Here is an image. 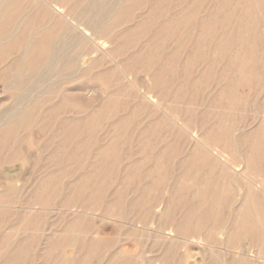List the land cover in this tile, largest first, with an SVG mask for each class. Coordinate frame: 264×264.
<instances>
[{
  "label": "bare ground",
  "instance_id": "obj_1",
  "mask_svg": "<svg viewBox=\"0 0 264 264\" xmlns=\"http://www.w3.org/2000/svg\"><path fill=\"white\" fill-rule=\"evenodd\" d=\"M168 1L0 0V88L2 92L8 94L5 97H0V250L6 249L5 253L0 254V264H17L24 261L23 250H25V245H29L30 242L24 245L22 237L20 239L12 238L14 232L12 236L11 232L17 231L18 223L12 222L10 218H12L11 216L16 217L18 214L16 212L14 214L13 211L12 214L11 210L9 211L11 207L7 204H14L16 198L30 204V196L34 197L33 203L41 204L44 210L53 209L54 205H57L61 209L64 208L65 211L72 208L78 211L77 213L73 211L74 216L65 224L62 223L64 226L61 227L59 238H57L58 236L56 238L47 236L45 241L41 239L49 251L55 247H61L59 253L48 252V255L42 259L55 264H82L83 262L85 264L88 259L86 257L94 258L98 249L109 250L108 254L103 252V257L99 255L105 260L104 264H132L133 261L130 262L131 259H128L131 255L123 254L120 249L115 250L116 239L112 238L114 236L102 235L103 230L101 231L99 226L93 225L92 215L99 209L103 217L111 216L120 220L121 223L131 225L125 232L130 234L129 237L131 234L134 236L137 233L147 236V238L152 237L161 250V254L154 258L163 264H184L188 257L186 250L190 248L187 247V243L192 240L207 246V251L201 253L199 264H231L232 262L230 263L226 254H224L226 257L222 256L217 248L221 247L222 250H226L232 244H239V241L244 237L259 241L260 251L263 254L264 201L257 198L256 195L255 198H252L256 193H252L250 182L246 188V197L241 196L243 200L238 208L230 210V198L232 197L230 196V180H234L232 177L230 179V158L224 153L227 150L233 153L244 146L247 153L244 156L248 163V169L249 166L262 164L264 159V118L261 121L258 120L259 125L257 124L256 129L251 128L249 131L241 129L239 134H235L233 133L237 128L235 125L229 123V125H225L226 122L221 120L213 122L215 119L212 121L213 124L204 118L199 121V118H196L197 114H200L199 112L192 111L193 118L196 121L198 119L200 124L198 127L193 125L192 118L188 121L183 120L182 124L180 122L177 124L175 119L168 123L164 115L157 116L154 114L155 110L152 111L153 109H150L149 115L144 119H139L138 114L143 111L145 113V103L150 98L148 94L155 90L153 88L163 76V74L160 75V78L158 76L163 69L161 64L157 63L160 68L156 67L158 71L152 72L155 62L153 57L158 53H156L158 48H156V44L154 45V41L163 33L167 36L165 31L171 30L173 33L172 30L176 26L178 30L179 25L184 26L183 34L188 39L191 37L189 36L191 33L189 27L193 26L199 30L192 42L193 50L199 51L200 57L203 55L200 52L203 45H209V49H213L216 53L228 49V41L232 46L234 42H245L241 52L235 55L224 54V58L226 55L228 69L241 70L253 76V82L244 86L252 90L257 85V88L253 90L252 102L254 105L257 102V107L264 109V83L259 84L261 74H264V51H261V48L259 56L255 57L258 48L254 44L258 39L261 41V45H264V29H256L258 19L254 16L256 11L264 12V3L262 0H239L242 7L237 21L238 23L246 21L247 24L238 26L237 31L235 29V35L223 34L218 37L212 27L215 21L212 20L218 18L219 13L210 12L204 17H201L200 14V17L193 16L192 11L194 10L191 8L195 6L196 1L192 0L189 8H182L174 16L169 17L167 15L169 11L164 14V10L168 7ZM181 1L178 0L175 6H178ZM227 1L218 0L216 11L223 10ZM199 6L201 5L199 4ZM139 9H142L143 14L135 16L134 11H139ZM232 11L234 12V9ZM155 24H158L159 28H154ZM243 33L245 36L242 35ZM139 36H147L151 46H147V48L145 46L141 51L137 50L134 44L136 43L135 39ZM154 37L158 38L153 40ZM163 38L166 43V37L163 36ZM158 42L161 43V41ZM172 50L177 51L178 49L172 48ZM107 59L114 66L101 69L94 77L97 80L101 79L102 82L103 80L112 81V84L108 86L111 88L97 105H93L92 92L94 90L89 86L90 82L85 85L86 81L83 83V80L93 68L102 65L105 61L108 63ZM159 59L161 60L160 57ZM204 63L206 64L205 61ZM119 64H122L123 68L120 69ZM139 64H141L140 67ZM180 64L179 66H182ZM171 71L170 69L169 73L173 75L174 72ZM141 72L149 73L154 85L148 83L147 87L145 81L144 89L146 90L141 91L143 94L139 93L142 94V97L138 98L132 106L131 114L117 115L118 113L114 112L116 109L128 106L124 101L118 100L120 99L118 95L121 96L122 91L125 93L124 79H128L127 84L129 85L139 83L142 78L140 79L138 75ZM208 74L207 76L210 77V73ZM80 79L82 84L74 87V82ZM174 79L177 80V76ZM72 83L73 87H68ZM201 84L204 83L200 82ZM163 85L165 84L163 83ZM138 87L140 86L138 85ZM155 88L157 89V87ZM228 89L230 91V83ZM158 95L156 98L159 99L156 101L160 103ZM213 95H217V93ZM183 96L185 97V95ZM131 97L135 98L132 93ZM170 97H174V95ZM235 100L229 101V105L237 103ZM159 103L156 104V107L160 105ZM168 103L167 105H169ZM149 105L153 106L151 103ZM238 105L240 104L238 103ZM150 106H147L148 110ZM67 107L69 108L67 109ZM231 108L232 106L229 109ZM159 109L161 110V108ZM208 110L210 109L207 108L205 111L209 112ZM223 115H227V113H223ZM242 115L244 116V114ZM173 116H176L174 111ZM101 118L110 120V124L113 125V131L110 132L111 134L109 133L110 136H107L109 139L105 143H100L103 139L101 136L92 134L98 128ZM240 121L242 120L240 119ZM130 125L132 131L128 134L124 133L122 130ZM232 125L236 127L235 131ZM163 127H166L167 132L165 129L163 130L166 133H161ZM98 131L99 129L97 134ZM46 134L47 139L40 138V135ZM57 138L59 139L57 140ZM132 141L136 142L135 146ZM131 143H133V147ZM125 146H128L126 152H124ZM122 148L123 155H121ZM25 170H27V174L24 173ZM63 178L72 179L70 185L75 187L76 191L71 193L72 195H66L65 198L64 196L55 198L62 196L57 190V181ZM115 180L118 181L117 187L108 192ZM93 181H98V183L90 185ZM261 181L263 180L261 179ZM234 184L236 185V183ZM244 187L242 186V188ZM128 188H132L130 196L127 193ZM86 189L90 191L84 193ZM93 189H97L98 192H91ZM28 191L30 192L27 195ZM20 204L19 206H21ZM57 206L55 207L57 208ZM45 214L29 215L31 219L28 225L33 224V226L30 225L33 227V231L34 225L37 226L39 219L40 224L42 223L41 217H44ZM21 216L19 217L21 218ZM22 223L26 222L22 221ZM118 227H116V231ZM16 234L18 233L16 232ZM40 234L44 235V233ZM137 240L139 241V239ZM131 241L134 242L133 237ZM67 248L73 251L66 252ZM180 249L185 250L183 254L179 252ZM123 252L125 253V251ZM100 257L99 259H101ZM94 261L96 262V260ZM236 264L248 263L243 258Z\"/></svg>",
  "mask_w": 264,
  "mask_h": 264
},
{
  "label": "rangeland",
  "instance_id": "obj_2",
  "mask_svg": "<svg viewBox=\"0 0 264 264\" xmlns=\"http://www.w3.org/2000/svg\"><path fill=\"white\" fill-rule=\"evenodd\" d=\"M178 0H169L168 1V7L164 10V14H167V11H169L168 12V16L169 17H171V16H174V14L176 13V12H178L179 10H181L182 8H189V6H191V4H192V0H182L180 3H179V5L178 6H175L176 5V2H177ZM187 1V2H186ZM196 1V4H195V6L194 7H192L191 9L192 10H194V11H192V10H190V11H192V15L193 16H198V17H200L199 16V14L201 15V17H204V16H206V14H208V13H210V12H213V13H219L218 15H219V17L218 18H216V19H213L212 21H215V24L212 26L214 29H215V31H214V29H213V31L215 32V34L217 33V35H218V37H220L221 35H223V34H231V35H235V33H236V31H237V28H238V26H242V24H243V26L244 25H246L247 23H246V21H240L239 23H238V21H237V16L239 15V13L241 12V7H242V3H240L239 2V0H228L227 1V3H226V5L224 6V8H223V10H219L218 12L216 11V4L218 3V0H195ZM210 1V3H208ZM263 1V3H264V0H262ZM171 2H172V4H171ZM175 2V3H174ZM203 2H204V4H203ZM174 3V4H173ZM185 3H187V4H185ZM199 4L201 5V6H199ZM230 4V5H229ZM171 5V9L169 8V6ZM182 5V6H181ZM210 5V6H209ZM187 6V7H186ZM208 6V7H207ZM226 6H227V8H226ZM229 6V7H228ZM200 8V9H199ZM199 9V10H198ZM232 9H234V12L232 11ZM236 9H237V11H236ZM142 9H139V11L138 10H135L134 11V15L136 16V15H138L139 16V14H143V11H141ZM175 10V11H174ZM138 12H140V13H138ZM197 12V13H196ZM231 12V13H230ZM170 13V14H169ZM196 13V14H195ZM229 14V15H228ZM191 15V16H192ZM225 16V17H224ZM254 16L258 19V21H257V23H256V29H264V27H263V25H264V12H261V11H256L255 12V14H254ZM227 17V18H226ZM261 17V18H260ZM226 18V19H225ZM263 18V19H262ZM262 19V20H261ZM136 20H138V19H136ZM225 20V21H224ZM263 21V22H262ZM158 24H155L154 25V28H159V25L157 26ZM217 28H216V27ZM175 29H173L172 31H174L173 33L171 32V30L170 31H165V33H167V36L166 35H164V33L161 31V34L163 35V36H165L166 37V43H165V38H163V36L162 35H160V36H158V37H154L153 38V40H156L157 38L159 39H157L156 41H154V45L156 46V48H160V50L158 51V49L156 50V53H157V55H155V57H153V60H155V62L153 63L154 65H153V68H152V72H157L158 70H157V68L159 69L160 68V66L164 69V71H163V69L160 71V74L158 75L159 76V78L161 77L160 75L161 74H163V76H162V78H160V82H158V83H156V86L155 87H157V89L154 87L153 89H155V90H152L149 94H148V96L151 98H149V101L148 100H146V103H145V107H144V110H145V113H144V111L143 112H141L140 114H138V118L140 119H144V118H146V116H148L149 115V111H150V109H153L152 111H154L155 113L154 114H156L157 116L159 115H164V118H165V120H167L168 121V123L170 122V120H177V124H182L183 123V120H185V121H188V119H190V118H192V121H193V125L194 126H196V127H198L200 124H199V122H198V119H197V121H196V119L195 118H193V116H192V114H193V112L195 113V112H199L200 114H197L198 116L196 117V118H199V121L202 119V118H204V119H206V120H209L210 121V124L212 123V121H213V119H215L213 122H216L217 120H221L222 122H226L225 123V125H231V124H233V125H235V126H233V130L235 131V129L234 128H236V131L235 132H233V133H235V134H239V132L241 131V129H245V131H249V130H251V128L252 129H256L257 127L256 126H258L259 124H258V122L259 121H261L264 117L262 116V114L264 113V111L262 112V107L261 108H258L257 107V105L256 104H258L257 102H255L256 104L254 105L253 104V102H252V99L254 98V92H253V90H255L256 88H257V85H255L254 86V88H252V90H249L248 88H246L244 85L245 84H248V83H250V82H253V76L252 75H250V74H248L247 72H243V71H241V70H235V69H228L227 68V58H226V55H228V54H230V55H235V54H237V53H239V52H241V50H242V45L245 43H243L242 41L241 42H234L233 43V46L232 45H230V42L228 41V46H227V48L228 49H225L224 50V52H222V51H218V52H214V50L212 49H209L210 48V46L209 45H203V46H201V48H200V52L203 54L201 57L199 56V51L198 52H196V51H194L193 49H194V45H193V38L194 37H196V35H198V33H199V30L198 29H196L195 27H189L191 30H190V35L189 36H191L189 39H190V41H189V39L186 37V35H184L183 34V30H184V26H182V25H179V27H178V30H177V26L176 27H174ZM183 28V29H182ZM182 29V30H181ZM235 29H236V31H235ZM181 30V31H180ZM198 30V31H197ZM216 30H217V32H216ZM234 32H232V31ZM169 32H171V33H169ZM180 32V33H179ZM197 32V33H196ZM170 35H171V38H170ZM175 35V36H174ZM176 35H177V37L179 38H177L176 39ZM184 35V36H183ZM195 35V36H194ZM243 36H245V34L243 33L242 34ZM174 38H173V37ZM188 36V35H187ZM188 36V37H189ZM140 37V38H139ZM139 37H137V39H135V41H136V43L134 44L135 45V48L137 49V50H142V49H144V47L145 48H147V46H151V43H150V41H148V37L147 36H139ZM169 37V38H168ZM163 40H162V39ZM244 38H246V37H244ZM168 39H170V40H168ZM173 39L175 40L174 42H172L173 41ZM185 39H187L188 41H189V43H188V41H186ZM192 39V40H191ZM152 40V41H153ZM172 40V41H171ZM143 41V42H142ZM149 42V43H147V42ZM158 41H161V43L160 42H158ZM255 41H257V42H255L254 44H256V48H258V50H257V52L255 53V57L257 56H259V54H260V49H261V51H264V45H261V41L260 40H258V39H256ZM143 44H142V43ZM156 42V43H155ZM158 42V43H157ZM177 42H178V44H177ZM259 42H260V44H259ZM161 45H160V44ZM180 43V44H179ZM184 43H186V44H184ZM190 43H192L191 45H190ZM236 43V44H235ZM143 46H142V45ZM145 44V45H144ZM158 44V45H157ZM165 44V45H164ZM167 45V46H166ZM173 45V46H172ZM177 45V46H176ZM159 46H161V47H159ZM164 46L166 47L165 49H164ZM184 46V47H183ZM185 46H187V47H185ZM261 46V47H260ZM178 47V48H177ZM189 47H190V49H189ZM260 47V48H259ZM172 48L174 49L175 48V50L176 49H178L177 51H174V50H172ZM180 48V49H179ZM185 48V49H184ZM192 48V49H191ZM162 49H163V51H162ZM181 49H182V51H181ZM189 49V50H188ZM166 50V51H165ZM172 50V51H171ZM209 50V51H208ZM232 50V51H231ZM181 51V52H180ZM185 51V52H184ZM231 51V52H230ZM166 52V53H165ZM168 52H169V54H168ZM187 52V53H186ZM198 53V54H195V53ZM209 52V53H208ZM180 53V55H178V54ZM211 53V54H210ZM213 53H215L214 55H213ZM159 54H160V56H159ZM192 54V55H191ZM223 54V55H222ZM224 54H226L225 55V58H224ZM170 57H169V56ZM191 55V56H190ZM221 55V56H220ZM12 56H13V54H12ZM165 56H168V57H165ZM173 56V57H172ZM178 56H180V57H178ZM194 56H196V57H194ZM199 56V57H198ZM206 56V57H205ZM210 56V57H209ZM159 57L161 58V60L159 59ZM191 57H193V58H191ZM209 57V58H208ZM164 58V59H163ZM169 58H170V60H169ZM173 58V59H172ZM185 58V59H184ZM188 58V59H187ZM196 58V59H195ZM209 60H207V59ZM217 58V59H216ZM157 59H159V60H157ZM163 59V60H162ZM176 59V60H175ZM206 59V60H205ZM225 59H226V61H225ZM108 60V63H106V61H105V63H103V64H105L104 66H103V64L102 65H100V66H97L94 70L92 69V71H90V73H89V75L88 76H86V78L83 80V83L85 82V85L87 84H89V82H90V85L89 86H91L92 88V90H94L92 93H93V95H92V97L94 98V100H93V105H97L98 104V102H100V100L101 99H103L104 98V96H106V94H108L109 93V91H110V88L111 87H108V86H110L111 84H112V81L110 82V81H104L103 80V82H102V80L101 79H98L97 80V78H95L94 77V75L97 73V72H99L101 69H103V68H108V67H110V66H114V64L112 63V64H110V62H109V59H107ZM118 60H119V58H118ZM183 60H186V61H183ZM193 60V61H192ZM158 61V62H157ZM204 61L206 62V64L204 63ZM87 62H89V60L87 59ZM164 62V63H163ZM168 62V64H166ZM180 62H181V64H180ZM194 62H196V63H194ZM208 62V63H207ZM215 62V63H214ZM224 62V63H223ZM264 62V61H263ZM157 63H158V65H160L159 67H158V65H157ZM169 64H172V65H169ZM179 64L180 65H182V66H179ZM186 64H188V65H186ZM167 65H168V67H167ZM223 65H224V67H223ZM119 68L121 69V68H123L122 66V64L120 65L119 64ZM139 67L141 66V64H139L138 65ZM178 66V67H177ZM157 67V68H156ZM170 67V68H169ZM173 67H174V69H173ZM202 67V68H201ZM165 69H167V70H165ZM170 69L172 70L171 72L173 73L174 72V74L173 75H171V73H169L170 72ZM178 69V70H177ZM184 69V70H183ZM191 69H193V70H191ZM119 70V69H118ZM154 70V71H153ZM177 70V71H176ZM182 70L184 71L183 73H182ZM200 71V72H199ZM237 71V72H236ZM163 72V73H162ZM165 72V73H164ZM181 72V73H180ZM142 73V74H141ZM141 73H139V75H138V77L141 79L140 81H143V82H140L139 81V83H133V84H131V85H129V84H127L128 82V79L126 78V79H124V84L125 85H123V83H122V85H123V88L126 90H124V92L125 93H123V91H122V95L120 96V95H118V98H120V99H118V100H120L121 102L122 101H124L126 104L125 105H127L128 104V106H125V107H127L126 109H127V111L125 110V107H122V108H119V109H116L114 112L115 113H118L117 115H122V114H131V108H132V106L134 105V103H136V100L138 99V98H140V97H142V92H144V90H146V89H144L145 88V85H144V82L146 83V86L148 87V83H150V84H152L154 81H152V79H151V76H150V74L148 73V74H145V72H141ZM168 73H169V76H168ZM208 73H210V77H208L207 75H209ZM264 73V72H263ZM119 74V71H118V73H117V75ZM178 74V75H177ZM116 75V76H117ZM144 75H145V77H144ZM179 75H180V77H179ZM191 75V76H190ZM171 76H172V78H171ZM175 76V77H174ZM176 76H177V80L176 79H174V78H176ZM185 76V78L183 79V77ZM190 76V77H189ZM199 76V77H198ZM118 77V76H117ZM149 77V78H148ZM166 77V78H165ZM168 77V78H167ZM192 77H193V79H192ZM146 78V79H145ZM211 78V79H210ZM91 79V80H90ZM94 79V80H93ZM96 79V80H95ZM114 79H115V77H114ZM151 79V80H150ZM202 79V80H201ZM261 80H260V83L259 84H262V83H264L263 81H264V74H261V78H260ZM89 80V81H88ZM150 80V81H149ZM187 82H185V81ZM205 80V81H204ZM225 80V81H224ZM80 81V82H79ZM167 81V82H166ZM181 81V82H180ZM192 81V82H191ZM110 82V83H109ZM174 83L173 85L171 84V83ZM175 82H176V84H175ZM190 82V83H189ZM194 82V83H193ZM200 82L201 83H204V84H201L200 85ZM218 82H219V84H218ZM225 82V83H224ZM93 83V84H92ZM108 85H107V84ZM163 83L165 84V85H163ZM178 83V84H177ZM185 83H186V87H185ZM229 83H230V91H229ZM82 84V81H81V79L80 80H77L76 82H74V87H78V86H80ZM103 84H104V86H103ZM106 84V85H105ZM110 84V85H109ZM158 84V85H157ZM191 84V85H190ZM76 85V86H75ZM138 85L140 86V87H138ZM142 85V86H141ZM152 85H154V83L152 84ZM190 85V86H189ZM218 85V86H217ZM222 85V86H221ZM134 86V87H133ZM189 86V87H188ZM194 86V88H192ZM206 86V87H205ZM0 87H1V84H0ZM67 87V86H66ZM68 87H73V83L72 84H70ZM102 87V88H101ZM133 87V88H132ZM139 89H138V88ZM161 87V88H160ZM170 89H169V88ZM175 87V88H174ZM205 87V88H204ZM105 88H108V89H105ZM132 88V89H131ZM190 88V89H189ZM192 88V89H191ZM246 88V89H245ZM169 89V90H168ZM186 89V90H185ZM104 90H106V91H104ZM135 90H137V91H135ZM140 90V91H139ZM157 90V91H156ZM213 90V91H212ZM240 90V91H239ZM142 91V92H141ZM156 91V92H155ZM209 91V92H208ZM224 91V92H223ZM251 91V92H250ZM103 92V93H102ZM135 92V93H134ZM138 92V93H137ZM142 93V94H139V93ZM155 92V93H154ZM165 92V93H164ZM171 92H173V93H171ZM180 92V93H179ZM222 92V93H221ZM84 93V92H83ZM105 93V95H103ZM131 93H132V96L133 97H135V98H132L131 97ZM137 93V94H136ZM168 93V94H167ZM185 93V94H184ZM215 93H217V95H213V94H215ZM221 93V94H220ZM224 93V94H223ZM229 93H230V100H229ZM153 94V95H152ZM158 94H160V95H158ZM165 94H167V95H165ZM173 96L174 95V97H170L171 95ZM233 94V95H232ZM8 94L7 93H4V92H2V89L0 88V97H5V96H7ZM157 95H158V97H160V103H159V101H156V100H158L159 98H156L157 97ZM165 95V96H164ZM183 95H185V97L183 96ZM190 95V96H189ZM220 95V96H219ZM238 95V96H237ZM246 95V96H245ZM120 96V97H119ZM136 96H139V97H136ZM152 96V97H151ZM162 96V97H161ZM167 96V97H166ZM240 96V97H239ZM188 97H190V98H188ZM207 97V98H206ZM218 97V98H217ZM226 97H228V98H226ZM87 98V97H86ZM89 98H90V96H89ZM162 98V99H161ZM166 98V99H165ZM169 98H171V99H169ZM173 98V99H172ZM183 98V99H182ZM185 98V99H184ZM212 98H213V100H212ZM240 100H239V99ZM121 99H123V100H121ZM124 99H127V100H124ZM163 99H165V100H163ZM169 99V100H168ZM175 99H176V101H175ZM205 101H204V100ZM211 99V100H210ZM228 99V100H227ZM232 99H236L235 100V102H237V103H235V104H230L229 105V101H231ZM261 99V98H260ZM151 100V101H150ZM163 100V101H162ZM172 101V102H169V101ZM191 100V101H190ZM208 100H210V101H207ZM239 100V101H238ZM174 101V102H173ZM132 102H133V104H132ZM148 102V103H147ZM154 102V103H153ZM161 102H162V104H161ZM169 102V103H168ZM205 102V103H204ZM212 102V103H211ZM151 103V105H153V106H150L149 104ZM157 103H159L160 105L158 106V107H156L157 105ZM167 103L169 104V105H167ZM188 103V104H187ZM238 103L240 104V105H238ZM155 104V105H154ZM185 104V105H184ZM228 104V105H227ZM237 104V105H236ZM147 106H150L149 107V110L147 109L148 107ZM165 106H167V107H165ZM183 106V107H182ZM208 106V107H207ZM232 106V108L231 109H229L230 107ZM234 106V107H233ZM237 106V107H236ZM165 107V108H164ZM173 107V108H172ZM209 108L210 110H208L209 112H207V111H205V110H207V108ZM216 107V108H215ZM236 107V108H235ZM69 107H67V109H68ZM124 108V109H123ZM154 108H156V109H154ZM159 108H161V110L159 109ZM162 108H163V110H162ZM167 108V109H166ZM170 108V109H169ZM182 108H185V109H182ZM122 109V110H121ZM173 109H175V110H173ZM121 110V111H120ZM124 110V111H123ZM128 110H129V112H128ZM183 110V111H182ZM230 110V111H229ZM264 110V109H263ZM163 111V112H162ZM170 111V112H169ZM173 111H174V115H176V116H173ZM193 111V112H192ZM222 111V112H221ZM147 112V113H146ZM157 112V113H156ZM179 112V113H178ZM220 112L222 113L221 115H220ZM114 113V114H115ZM144 113V114H143ZM176 113V114H175ZM223 113H227V115H223ZM260 113H262V114H260ZM211 114V115H210ZM232 114V115H231ZM241 114V115H240ZM242 114H244V116L242 115ZM144 115V116H143ZM178 115H179V117H178ZM264 115V114H263ZM141 116V117H140ZM209 116V117H208ZM220 116V117H219ZM242 116V117H241ZM260 116H262V117H260ZM211 117H212V119H211ZM228 117H229V120H228ZM239 117H240V119L242 120V121H240V119H239ZM169 118V119H168ZM178 118V119H177ZM230 118H233L232 120L230 119ZM260 118V119H259ZM105 120H106V118L104 119H102L101 118V120H100V122H99V126H98V128L95 130V131H93L92 132V134H96V136H101V138H103L104 139V137L103 136H105L106 138L103 140L102 139V142H100V143H105V142H107V140L109 139V137L107 138V136H110V134L112 133V124H110L111 122H109L110 120H106V123H105ZM182 120V121H181ZM234 120V121H233ZM244 120V121H243ZM259 120V121H258ZM104 121V122H103ZM166 121V122H167ZM233 123H232V122ZM102 122H103V124H102ZM109 122V123H108ZM178 122H180V123H178ZM231 122V123H230ZM108 123V124H107ZM229 123V124H228ZM213 124V123H212ZM258 124V125H257ZM100 125H102L101 127H100ZM104 125V126H103ZM192 125V124H191ZM107 126V127H106ZM110 128H109V127ZM243 126V128H241ZM103 127V128H102ZM109 130H108V129ZM128 128V129H127ZM161 128H162V126H161ZM99 129V131H98V134H97V130ZM166 130V127H163V129H162V132H161V130H160V132L161 133H166L167 132V130H166V132L165 131H163V130ZM104 130V132H102ZM107 132H106V131ZM122 131H124V133L126 132V134H128L130 131H132V128H131V125L130 126H126V128L125 129H123ZM111 132V133H110ZM110 133V134H109ZM104 134V135H103ZM43 136V137H42ZM37 137H39V135H37ZM47 137V134L46 135H40V138L41 139H45ZM47 139V138H46ZM59 138H57V140H58ZM56 140V141H57ZM225 141V140H224ZM133 143H135V144H133V143H131V146H132V144L135 146L136 145V142H134V141H132ZM222 144H223V140H222V142H221ZM126 147V146H125ZM124 147V152H126V150H127V148H128V146L125 148ZM133 147V146H132ZM231 149V148H230ZM123 151V148L121 149V155H123V153L124 152H122ZM246 150H245V147L244 146H242L240 149H237V150H235V152H233V153H230L228 150H227V152H225L224 154L228 157V158H230V179H231V177L233 178V180L234 181H232V180H230L231 182H230V196H232L231 198H230V210H236V208H238V206L241 204V201L243 200V198H245L246 197V188H247V185H248V183H250L251 182V184H252V186H251V184H249L251 187V189H252V193H256V194H254L253 195V197L252 198H255L256 196H257V198H260V199H262L263 201H264V169H263V167H264V159H263V162H262V164L261 163H259V164H256L255 166H249V169H248V163H247V161H246V157L244 156V154L246 153L245 152ZM119 153H120V151H118ZM235 153H237V154H235ZM234 156H233V155ZM245 155H247V153L245 154ZM247 163V164H246ZM246 165H247V167H246ZM258 165H259V167H258ZM236 166V167H235ZM251 168H253V169H251ZM260 170H259V169ZM249 170H251L252 171V173H251V171H249ZM255 174H254V173ZM24 173L25 174H27V170H25L24 171ZM233 173V175H231ZM249 173V174H248ZM253 174V175H252ZM260 175V176H259ZM246 178V179H245ZM261 179L263 180V181H261ZM249 180V181H248ZM70 181H72V179H70V178H63L62 180H58L57 182H58V191L60 192V195H62V196H59V197H55V198H63V196H64V198H65V196L66 195H72L71 193H73L74 191H76V189H75V187H72L70 184L72 183H70ZM116 181V182H115ZM114 182H113V184H112V186H111V188L108 190V192H110L112 189L114 190L116 187H117V184H118V181L117 180H115ZM238 181H240V182H238ZM94 182V181H93ZM93 182H91V184L90 185H95V183L97 184L98 183V181H95L94 183ZM140 183H142V182H140ZM234 183H236V185L234 184ZM116 184V185H115ZM73 185V184H72ZM232 185V186H231ZM237 185H238V188H237ZM70 186V187H69ZM242 186H245L244 188H242ZM232 187H233V189H232ZM253 187V188H252ZM85 190V189H84ZM232 190H234V191H232ZM90 190L89 189H86V191L84 192V193H87V192H89ZM98 192V190L97 189H93L91 192ZM254 191V192H253ZM29 192L30 191H28V193H27V195L29 194ZM93 192V193H94ZM65 193V194H64ZM68 193V194H67ZM128 195L130 196V195H132V188H128ZM154 193V191L152 192V194ZM31 194V193H30ZM231 194H233V195H231ZM256 195V196H255ZM30 196V195H29ZM241 196H243V198L241 197ZM255 196V197H254ZM240 197V198H239ZM33 198V199H32ZM19 198H16V202H14V204L13 203H11V204H7L8 206H10L11 208L9 209V211L11 210V212L13 211L14 212V214H15V212L18 214L16 217L15 216H11L12 218H10V220L12 221V222H16V223H18V225H17V233L18 234H16V232H15V230L14 231H12L10 234H11V236L13 235V232H14V235H16V236H12V238H18V239H20L21 237L23 238L22 240H23V242H24V245L25 244H28L29 242L31 243H29V245L31 246V248H30V246L29 245H25V250H23V252H24V254H25V258H24V261L22 260V261H20V262H18L17 264H21V263H23V264H55L54 262H52V261H49V260H42V259H44L43 257L44 256H46V255H48V252L49 253H53V254H57V253H59L60 252V249H61V247H55V248H53V249H51V251H49L48 250V248L44 245V243H43V241H45L46 239H45V237L47 238V236L48 237H51V236H55L54 238H56V236H58L57 238H59L60 236H61V233H60V231H62V229H61V227L62 226H64V224L66 223V221L68 222V220L69 219H71L74 215V212L75 213H77L78 211L76 210V209H71V210H69V211H65L64 210V208H60V207H58L57 205H54V207H53V209L55 210H53V209H47V210H44L43 208H42V205L41 204H39V203H36L35 204V202L33 203V201H34V197H32V196H30V204H32V205H30L29 203H26V202H24L23 200H18ZM57 200V199H56ZM238 200V201H237ZM23 204H22V203ZM55 202H59V201H55ZM21 203V204H20ZM26 203V204H25ZM60 203V202H59ZM19 204L21 205V206H19ZM27 205H30V206H28L27 207ZM13 206V207H12ZM15 206V207H14ZM19 206V207H18ZM55 206H57V208L55 207ZM12 208H14L13 210H12ZM58 209V210H57ZM64 210V211H60V210ZM49 210V212H47ZM52 210V211H51ZM74 211V212H73ZM13 212H12V214H13ZM29 212V213H28ZM32 212V213H31ZM65 212V214H63ZM26 215L27 213V218L25 217V215ZM34 214V213H42V214H44V213H46L45 215H44V217L42 218L41 217V221H42V223L40 224V219L38 220V224H37V226H38V228H37V226L36 225H34V227H35V229H34V231H33V227H30V225L31 226H33V224H29L28 225V223L30 222V217H29V215H31V214ZM49 213V214H48ZM20 214V215H19ZM24 216H23V215ZM66 214H68V215H66ZM22 215V216H21ZM47 215V216H46ZM65 215L67 216L66 218H65ZM19 216H21V218L19 217ZM71 216V217H70ZM22 217H24L23 218V220H22ZM96 217V218H95ZM104 218V219H103ZM8 220H9V217L7 218ZM18 219H20L19 221H18ZM47 219V220H46ZM64 219H67V220H64ZM92 223H93V225L94 226H99L101 229V231L103 232V234L102 235H104V236H107V237H112V235L114 236V237H112V238H114V239H116V244H115V246H114V248H115V250L116 249H120L121 251H122V253L123 254H129V255H131V256H129L128 254V256H129V258L128 259H131V261L130 262H132V264L134 263V264H163L161 261H158L157 259H155V258H157L158 256H159V254H161V250H160V248H159V245L157 244V242H155V240H152V237H148L147 238V236H142V235H140L139 233H137V234H134V236H133V234H131V237H129L128 235H130V234H126L125 232L127 231V229H129L130 228V226L131 225H129L128 223H124V222H122L121 223V221L120 220H118V219H114V217L112 218L111 216L110 217H103L102 216V213L100 212V209L99 210H97V211H95V214H93L92 215ZM103 219V220H102ZM109 219V220H108ZM23 222H26L25 224H26V226H24L25 224L24 223H22V221ZM63 220V221H62ZM50 221V223H51V221H53V223H49L48 224V222ZM120 221V222H119ZM44 222V223H43ZM59 224L58 225V227H57V225L55 226L54 224ZM62 223H64L63 225H62ZM95 223H96V225H95ZM46 224V225H45ZM98 224V225H97ZM116 224H118V225H116ZM120 224V225H119ZM122 224H123V226H122ZM230 224H231V221H230ZM103 225V226H102ZM125 225V226H124ZM29 226V227H28ZM55 226V227H54ZM120 228H119V227ZM122 226V227H121ZM22 227V228H21ZM44 227H46V228H44ZM49 227V228H48ZM116 227H118L117 229V231H116ZM20 228V230H18ZM37 228V229H36ZM42 230H41V229ZM125 228V229H124ZM22 229V230H21ZM106 231H105V230ZM112 229H114V230H112ZM29 230V231H28ZM31 230V231H30ZM39 230V231H38ZM140 231H141V229H139ZM138 230V231H139ZM26 231V232H25ZM28 231V232H27ZM36 231V232H35ZM59 231V232H58ZM116 231V232H115ZM119 231V232H118ZM105 232V233H104ZM114 232V234H112V233ZM35 233H36V235H35ZM40 233H44V235L43 234H40ZM49 233V234H48ZM40 236H39V235ZM47 234V235H46ZM100 234V235H101ZM111 234V235H110ZM116 234H118V235H116ZM126 236H125V235ZM32 236L31 238H29L30 236ZM43 235V236H42ZM118 236V237H116V236ZM140 235V236H139ZM28 236V237H27ZM37 236H39L40 237V239H39V237H37ZM122 236V237H121ZM25 237V238H24ZM42 237V238H41ZM116 237V238H115ZM126 237H129V238H126ZM132 237H133V239H134V242L133 241H131L132 240ZM140 237H141V240H140ZM142 237H144V238H142ZM32 238H34V239H32ZM125 238V239H124ZM139 239V241L137 240V239ZM147 238V239H146ZM28 239V240H27ZM43 241H42V240ZM126 240V241H124V240ZM137 240V241H136ZM146 242H145V241ZM252 239L250 238V237H244V238H242L241 239V241H239L240 243L238 244H234L235 245V247H234V245L232 244V246L230 245V248H228V249H224V250H222V248L221 247H218L217 248V251L223 256L224 254H226V256H227V258L228 259H230V263L231 264H236V262H238L239 260H243V258H244V260H247V263L248 264H264V252H263V254L261 253V251H260V242L259 241H257L256 242V240H252ZM34 241H36V242H34ZM153 241H154V243H153ZM42 244H41V243ZM129 242V243H128ZM253 242V243H252ZM36 243V244H35ZM40 243V244H39ZM254 243H257V244H254ZM145 244V245H144ZM156 244V245H155ZM189 244V245H188ZM190 244H192V245H190ZM260 244V245H259ZM237 245V246H236ZM33 246H35V247H33ZM150 246H151V249H149L150 248ZM153 246V247H152ZM155 246V247H154ZM206 245H204V244H202L201 242H194V240H192V241H189L188 243H187V247H190V248H187V250H186V252L188 253V257H192L191 259L190 258H186V260H187V262H186V260L184 261V264H199L200 263V259H201V253H203L204 251H207V246L205 247ZM33 247V248H32ZM121 247V248H120ZM123 247V248H122ZM158 247V249H156ZM60 248V249H59ZM143 248H145V249H143ZM221 248V249H220ZM102 249V248H101ZM113 249V248H112ZM126 249V250H125ZM203 249V250H202ZM259 249V250H258ZM30 250V251H29ZM114 250V249H113ZM71 251H73L72 249H66V252H71ZM76 251V250H75ZM123 251H125V253L123 252ZM127 251V252H126ZM185 250L184 249H180L179 250V252L181 253V254H183V252H184ZM224 251V252H223ZM6 252V249H2V250H0V254H3V253H5ZM55 252H57V253H55ZM91 252V251H90ZM103 252H105L106 254H108L109 253V250L108 251H105V250H99L98 249V252H97V254H95V256H93L94 258H91V256H89V257H86V259H87V262H88V264H104L105 263V260H103V258H101V257H103ZM190 252V253H189ZM199 252V253H198ZM193 253H194V255H193ZM102 254V255H101ZM228 254V255H227ZM258 254H259V256H258ZM101 257H100V256ZM190 255V256H189ZM193 255V256H192ZM196 255V256H195ZM31 256V257H30ZM35 256V257H34ZM39 256H40V259H39ZM97 256V257H96ZM126 256V255H125ZM157 256V257H156ZM194 256H195V259H194ZM200 258H199V257ZM225 256V255H224ZM225 256V257H226ZM261 256V257H260ZM42 257V258H41ZM99 257L101 258V259H99ZM153 257V258H152ZM155 257V258H154ZM32 258V259H31ZM33 258H35V259H33ZM90 258V259H89ZM150 258H152L153 260H155L154 262H153V260L152 259H150ZM98 259V260H97ZM149 259V260H148ZM239 259V260H238ZM90 260V261H89ZM93 260H96V262L94 261L93 262ZM101 260V261H100ZM135 260V261H134ZM193 260H196L195 262L193 261ZM26 261V262H25ZM149 261V262H148ZM49 262V263H48ZM52 262V263H51ZM87 262L85 261V264H87ZM84 263V262H83ZM82 263V264H83ZM12 264V263H11ZM13 264H16V263H13ZM130 264V263H129Z\"/></svg>",
  "mask_w": 264,
  "mask_h": 264
}]
</instances>
